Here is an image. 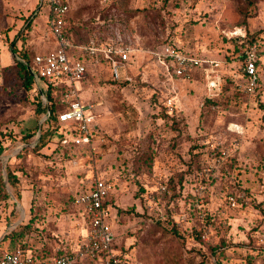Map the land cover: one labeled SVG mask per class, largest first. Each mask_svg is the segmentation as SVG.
<instances>
[{
    "label": "rangeland",
    "instance_id": "374dc122",
    "mask_svg": "<svg viewBox=\"0 0 264 264\" xmlns=\"http://www.w3.org/2000/svg\"><path fill=\"white\" fill-rule=\"evenodd\" d=\"M67 2L76 40L133 46L127 73L119 68L129 79L97 69L80 83L81 100L97 104L93 150L54 136L35 153L43 115L21 85L14 46L34 11L26 49L37 53L38 41L53 38L50 7L0 0V256L17 244L49 257L78 249L84 220L74 198L104 177L114 185V231L129 264H264V0ZM248 36L259 52L252 96L239 87L209 96L200 74L177 77L156 54L171 41L221 61L223 76L242 75ZM20 228L25 235L12 241Z\"/></svg>",
    "mask_w": 264,
    "mask_h": 264
},
{
    "label": "built area",
    "instance_id": "2783aa9c",
    "mask_svg": "<svg viewBox=\"0 0 264 264\" xmlns=\"http://www.w3.org/2000/svg\"><path fill=\"white\" fill-rule=\"evenodd\" d=\"M41 3H47L50 7L52 16L49 19V31L55 37L57 47L46 54H36L34 66L31 68L40 78L41 89L43 79L67 87L62 99L67 108L59 113V120L65 123L61 132L62 142L93 150L97 138L95 134H98L93 131V128L98 127L97 104L85 103L81 100L80 83L89 73V63L106 64L115 80L129 79L121 75L119 68H123L130 61L135 49L130 44L97 39L74 44L63 34L65 16L70 11L69 3L62 0H41ZM156 54L166 62L167 68L175 76L189 80L200 74L207 80L210 91L213 90L212 93H215L212 96L221 93L223 85L221 61L199 57L194 52L171 44L165 45ZM243 57L242 75L246 77V81H240L238 87L247 94H253L260 85L258 44L253 43L246 47ZM165 58L170 61L167 62ZM235 76L239 77V74ZM36 87L39 91L37 84ZM41 101L43 107L48 108L49 101L43 98ZM71 122L74 123L70 125ZM160 188L161 192L167 190V187L163 185ZM113 190V183L106 178L93 177L88 189L74 198L73 203L80 207L89 229L86 239L78 249L68 254L54 256L49 260L36 261L29 250L18 247L14 251L5 253L0 264H80L81 261L88 259L98 260L100 264H129L128 255L114 247L117 214H113L112 209L115 205L109 200ZM231 200L235 203V197H231Z\"/></svg>",
    "mask_w": 264,
    "mask_h": 264
},
{
    "label": "trees",
    "instance_id": "16d2710c",
    "mask_svg": "<svg viewBox=\"0 0 264 264\" xmlns=\"http://www.w3.org/2000/svg\"><path fill=\"white\" fill-rule=\"evenodd\" d=\"M62 1L65 3L67 2V0H62ZM51 16H52V14L50 13V17ZM70 23H71L70 17H68V15L65 16V23L63 26V34L74 44L81 42V41L76 40L73 37V35L71 33L72 29H71ZM32 24H33L32 20H30L28 22L26 28L20 33L21 34L20 40L22 41V45L20 47H17L15 45L14 46V52H17V54L20 56V59H21V60H16V66H17L19 73H20L21 85H23L24 88L27 89L28 91H31L34 93L33 101H35L37 104L36 110L38 112H40V114L44 115L47 111V107H43V105H42L41 96H40L38 89L36 88L35 79L31 73L30 69L27 66V64L31 67L34 66V57L37 53H31V51L26 49V47L24 46L25 45L24 41H26V37H27V35H29V30L32 27ZM246 36H247V34L244 35L243 37H246ZM246 41L250 42L249 45H251L253 43H257L255 40V37H253V36H248ZM12 44H14L13 41H12ZM167 44L176 45L175 43H173L171 41H164L156 49L157 52L161 51L164 48V46ZM17 49H18V51H17ZM186 51H189V50H186ZM189 52H192V51H189ZM243 59H244V57H243ZM165 60L167 62L170 61L168 58H165ZM87 77H90V74H88ZM112 80L119 82L121 80L123 81L124 79L115 80L112 78ZM239 81L245 82L246 77H244L241 74H239L238 78L234 74L224 75L223 76V85H222L221 91L228 90L229 88H232V89L238 88ZM42 84H43V88H42L43 92L45 93V95L47 96L48 101H49L48 108L50 110V117L42 125L41 138L38 141L37 145L33 148V151L37 154H39L40 151L45 146H47L49 144V142L52 141L54 136H59L58 137V143H60L61 146L66 147V145L62 142L63 136L61 134L62 130L64 129L65 123H63L59 120V113L67 108V105L62 102L64 94L67 90V87L63 84H55L53 81H49L46 79L42 80ZM247 95L252 96L254 94H247ZM207 100L210 103L214 102L212 97H208ZM73 123L71 122L70 125H72ZM37 128H38V126L36 127L35 131H37ZM98 130H99V126L97 128H93L94 132H98ZM35 131H33V132L31 131V132L26 133L24 136L25 140H30L34 136ZM197 156L199 157V155H197ZM197 162L198 161L196 160V163ZM7 170H8L9 182H10L11 186L14 188L16 197L18 198V200H20L22 197H21V191H20V187H19L20 183H19L18 175L13 170H11L10 168H8ZM106 179L109 180L110 182H112L111 179H109V178H106ZM114 197L115 196L112 193L110 195V199H109L110 203H112L113 205L115 204L114 203ZM25 233H26L25 228L15 229L9 234V237L12 241L18 242V240H20L25 235ZM18 247H24L25 249L31 251L33 258L36 261H44V260H49L50 258H52V257L46 256L44 254L38 255V254L34 253V251L32 249H30L29 247H25L21 244L15 245L11 249H8L7 252L14 251ZM114 247L116 249L120 250L123 254L128 255L127 249H125V247L123 245H119L117 242V239L115 240ZM73 251L65 250L63 253L58 254V256L63 255V254H68V253H71ZM7 252H5V253H7ZM4 254L2 256H0V260L2 259ZM83 264H92V260H89V259L85 260V262H83Z\"/></svg>",
    "mask_w": 264,
    "mask_h": 264
},
{
    "label": "crops",
    "instance_id": "0c3cea01",
    "mask_svg": "<svg viewBox=\"0 0 264 264\" xmlns=\"http://www.w3.org/2000/svg\"><path fill=\"white\" fill-rule=\"evenodd\" d=\"M37 2H38V7H37V9L39 10L40 9V7H42V3H40V0H37ZM70 9H71V7H70ZM33 14H35V11L33 12ZM32 14V15H33ZM31 15V16H32ZM31 16L30 17H28L27 18V22H26V24L24 25V27L25 26H27V24H28V22L31 20ZM49 19H50V12H49V18H48V22H47V25H48V27H49ZM26 28V27H25ZM24 28V29H25ZM52 35V34H51ZM52 37L53 38H50V41L49 42H47V41H38L37 42V54H46V53H48V52H50V51H52V50H55L56 49V47H57V42H56V39H55V37L52 35ZM48 45H50V49L49 50H45V51H47V52H43V51H41V49H43V47L45 48V47H47ZM52 47V48H51ZM91 66H92V69H89V73L88 74H95L96 75V73H98L97 71V69H99L100 70V72H102V73H104V71L106 70V71H108L109 70V68H108V66L106 65V64H102V65H94V64H92V63H89ZM125 67V73H127V70H126V65L124 66ZM104 70V71H103ZM108 73H110V77H111V72H110V70H109V72ZM91 74H90V78L92 77L91 76ZM222 75H223V73H222ZM89 78V77H88ZM107 78H109V77H107ZM82 83H83V81H82ZM37 88V87H36ZM208 91H209V96H212V95H214L215 93H212L213 92V90L212 91H210V89H208ZM44 116V115H43ZM42 116V117H43ZM97 125H98V123H97ZM81 215H82V213H81ZM82 218H83V220H84V227H83V230H82V233H83V236H84V238H83V240H82V242L86 239V237H87V235H88V223H87V221H86V219L84 218V216L82 215ZM31 252V251H30ZM83 262H85V260L84 261H81L80 262V264H83ZM92 264H100V261H98V260H93L92 261Z\"/></svg>",
    "mask_w": 264,
    "mask_h": 264
},
{
    "label": "water",
    "instance_id": "95a60500",
    "mask_svg": "<svg viewBox=\"0 0 264 264\" xmlns=\"http://www.w3.org/2000/svg\"><path fill=\"white\" fill-rule=\"evenodd\" d=\"M21 60V59H20ZM27 66H28V68L30 69V71H31V73H32V75H33V77H34V79H35V81H36V84H37V86H38V88H39V93H40V96H41V98H43V99H45L47 102H48V98H47V96L44 94V92H43V90L41 89V85H40V83H41V81H40V78L37 76V74L33 71V69L31 68V66H29L28 64H27ZM50 117V110H49V108H47V111H46V113H45V115L42 117V119H41V122L39 123V128H38V132H37V135H38V141L40 140V138H41V133H42V122H45L48 118ZM4 172H6V167L4 166Z\"/></svg>",
    "mask_w": 264,
    "mask_h": 264
}]
</instances>
